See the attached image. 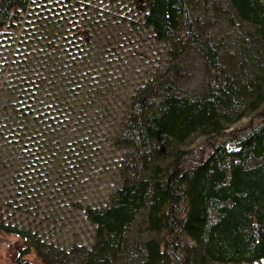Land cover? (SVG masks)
<instances>
[{
  "label": "trees",
  "instance_id": "obj_1",
  "mask_svg": "<svg viewBox=\"0 0 264 264\" xmlns=\"http://www.w3.org/2000/svg\"><path fill=\"white\" fill-rule=\"evenodd\" d=\"M36 3L0 0L17 29L0 37V230L24 239L11 264H264V0L129 5L162 48L135 81L108 31L119 9ZM100 174L111 185L90 200ZM68 209L89 241L42 226Z\"/></svg>",
  "mask_w": 264,
  "mask_h": 264
},
{
  "label": "rangeland",
  "instance_id": "obj_2",
  "mask_svg": "<svg viewBox=\"0 0 264 264\" xmlns=\"http://www.w3.org/2000/svg\"><path fill=\"white\" fill-rule=\"evenodd\" d=\"M52 0H37L36 4L33 5H52L50 4ZM136 1V2H135ZM75 2H80L74 4L76 7H79L78 10L75 12L83 13V10H87L84 8V5H98L101 8V12H105V9H112L115 8L113 13L117 12L118 9L120 10V15H125L128 17V20L123 21L120 17H116V19L112 18V21H117V23L111 25L109 33L115 37H126L124 40V46L119 47L120 50H126L127 57L123 61L124 69L123 72L125 73L128 79L135 81V77L139 72H143L144 69L149 67V64H152V60L157 59L162 52V48L159 43L155 42L152 37V32L147 28H142V26H134V21L137 19V9L129 6V5H144L145 0H134V3L131 0H71V4ZM68 1H63L60 4H68ZM78 4V5H77ZM54 5H58L54 3ZM122 7V8H121ZM83 15L75 16L74 19L70 18L69 21L71 25H76L81 22ZM76 19V20H75ZM121 20V22H120ZM79 27L82 28V25ZM9 31H17L14 28H11L7 25L0 26V37H7ZM80 37H84V33H80ZM117 57V56H115ZM121 59L120 57H117ZM191 62V61H190ZM191 65H194L191 62ZM193 67V66H192ZM190 84H195V81L198 80L199 76L202 71L200 68H190ZM125 77V78H126ZM245 120L242 119L241 122ZM191 148L196 149V152L199 150H203L206 152L208 150L207 147L204 145V140L198 136L189 142ZM198 154V153H197ZM110 159V158H109ZM103 179V182L102 180ZM95 183H98L95 184ZM94 186H87L83 189L84 194H87V198L90 200L100 198L106 189L111 185L108 181L104 180L102 174L98 176L96 182L93 183ZM69 210V209H68ZM64 213V212H63ZM62 216V214H61ZM62 220H56L55 226L53 223L54 218L52 217L49 220H45L42 223V226L45 228H52V230H58V235L64 234L66 236L71 235V233H78L77 239L79 241H89L92 235V226L88 223V221L82 216L80 210H73L67 211L63 214ZM64 221V222H63ZM49 226V227H48ZM75 227L76 229H72ZM70 229V230H69ZM24 244V239L22 236L15 234L13 232H5L0 230V264H11L15 261V258L18 255V249L20 246ZM24 258H29L34 260L36 263H41L40 257L37 255L35 251H32L30 254L25 255ZM236 264H262L261 261H255L253 263H236Z\"/></svg>",
  "mask_w": 264,
  "mask_h": 264
}]
</instances>
